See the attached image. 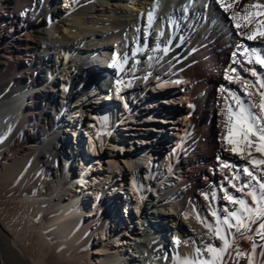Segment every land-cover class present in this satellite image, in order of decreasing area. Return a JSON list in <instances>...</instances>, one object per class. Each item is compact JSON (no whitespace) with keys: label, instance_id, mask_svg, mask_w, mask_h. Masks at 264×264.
<instances>
[{"label":"bare ground","instance_id":"obj_1","mask_svg":"<svg viewBox=\"0 0 264 264\" xmlns=\"http://www.w3.org/2000/svg\"><path fill=\"white\" fill-rule=\"evenodd\" d=\"M48 2L0 0V145L8 144L14 132L23 134L17 149L0 159V168L14 166L15 160L9 161L21 154V161L36 157L52 176L50 149L61 152V139L70 131L76 144L73 141L67 158L77 175L69 178L66 168L54 197L41 189L35 198L23 200L28 217L14 239L0 219V263L34 264L20 243L30 236L36 264H49L54 248L81 249L94 240L95 250L103 253L97 264H264L261 219L238 211L251 229L240 231L218 221L227 217L234 224L224 209L240 208L226 195L254 208L259 205L246 194L264 191L260 188L264 164L255 163L264 161V153L257 151L260 133L248 137L254 141L249 146L238 126L243 119L255 125L253 131L264 127L260 107L264 104V25L260 24L264 16L252 18L251 13L260 9L244 8L253 0H67L66 9L70 8L64 14L60 6L52 11L49 7L52 17L46 25L42 9ZM118 44L122 48L110 52ZM52 55L62 59L53 63ZM161 55L170 66L162 64L151 72V62ZM138 63L139 75L131 77L128 71ZM45 71L48 77L43 76ZM164 71L167 75L161 78ZM84 77L87 80L79 84ZM186 78H195L191 92L199 100L190 121L198 127L190 130L192 137L186 134L188 139L183 135L186 127L173 119L174 112L158 108L162 95L179 92L176 86L186 84ZM59 80L66 82L63 94L62 88L54 89ZM149 82L158 85L154 93L142 87ZM86 88L88 95L83 98ZM101 88L104 95L97 91ZM210 89L212 102L207 95ZM49 93L54 101L62 98V109L50 127L46 115L53 100L45 104ZM74 97L92 101V107L81 110L78 105L83 102L70 103ZM115 97L128 104L126 127L118 124L124 110L115 112ZM149 110H157L158 116L152 117ZM208 110L214 116L215 139L213 124L199 121L200 113L205 119ZM37 117L40 133L28 126ZM57 121L60 129L54 126ZM170 125L180 127L185 143L171 144L170 129L164 131ZM133 134L145 139L135 143ZM145 140L151 147L138 149ZM107 153L105 169L100 161ZM125 176L130 177L129 187L124 195H117L125 189ZM120 180L123 185L117 187ZM51 200L56 203L49 206ZM37 201L48 215L53 214L48 222H32L30 205ZM133 206L139 217L140 210L151 211L146 212L150 215L140 224L141 231L130 232L125 240L117 224L136 230L130 217ZM215 229H221L224 239ZM209 245L223 251L214 258L206 250Z\"/></svg>","mask_w":264,"mask_h":264},{"label":"rangeland","instance_id":"obj_2","mask_svg":"<svg viewBox=\"0 0 264 264\" xmlns=\"http://www.w3.org/2000/svg\"><path fill=\"white\" fill-rule=\"evenodd\" d=\"M67 5H68L67 0H49L48 5L46 4V6H44V8L42 9V11L44 13L43 17L45 19V24L46 25H47V23L49 24V18L51 19V17H52L50 12H48L49 7H50V10L52 11V10H56L55 8L60 6V7H62V9H58V10L61 14H64V12H68L69 11L68 9L70 8V7H68V9H66ZM48 28L49 27H47V29ZM119 48L120 49L122 48L121 44L120 45L118 44L117 46L114 45V47H111V49H109V50H110V52H113V51L115 52L116 49H119ZM59 58L62 59V56L60 55L57 57V55H52V62L53 63L57 62ZM154 60H155L154 62H151L152 63V69L150 70L151 72L157 71L158 67L162 64H165V65L167 64V67L170 66L169 62L167 61V59L163 55L157 57L156 59L154 58ZM138 65H139V63H138ZM138 65L134 69H129L128 73L129 74L131 73L130 74L131 77L139 75L140 65L139 66ZM49 74L50 73L48 71H45L43 76L45 75V77L46 76L48 77ZM166 75H167L166 71H164V73L162 72L161 78H165ZM85 80H87V77L86 78L84 77V79H82V81H80L79 84H81L82 82L84 83ZM151 83L152 82H149L145 86H142V87H143V89L146 90V92L154 93V90H156V89H155V87L154 88L152 87ZM65 85H66L65 80L64 81L59 80V83H57V85L54 87V89L58 90V89L62 88L60 93L63 94L64 93L63 88L65 87ZM84 87H86V86L84 85ZM183 90H181V92L179 91L176 93L171 92V91L164 93V96H162L160 98V99L164 100V101H160V102H162L161 103L162 107H160V108L163 111H172V112H174V115H178L179 123L181 124V126H184V128L186 127V131L184 132L183 135H185L186 139H188V136H186V134H188L190 132V130L193 127L195 128L198 124L195 121V122H190L189 127L186 126L187 123H185V120L189 117L190 113H188V111L185 110L184 107H182L178 104V103H182L180 97H186V95L188 93V91H183ZM88 91L89 90L86 88L81 93L83 98L88 95ZM97 91L103 92V95L105 94L104 91H102V88L97 90ZM190 91H192V89H190ZM207 95H209V101L212 102V99L214 98V92L210 89V90H208ZM52 96H53V94L49 93V96L47 97L45 104L47 103V101L49 103L50 101L53 100ZM82 97L81 98H75L74 97L71 99L70 103H74L76 101L75 103H77V105H78L79 102H83L82 104H80L78 106L81 107V110L84 111L85 108L92 107L91 106L92 101L83 100ZM175 98H178V100H176L178 102L175 101L174 102L175 105H173V107H168L167 106L168 104H166V102L167 101L172 102V100ZM61 99L62 98L59 97L58 98L59 101L53 100V103L49 109V113H47V115H46V119H48V121L46 122L48 127H50L48 124H51V120L56 121V118L58 117L59 112L62 109L61 108ZM151 99H152V102L156 101L155 97H151ZM197 99H196V101H197ZM174 106H176V107H174ZM163 107H165V108H163ZM177 107H178V110H177ZM194 108H196V106ZM148 112H151V111L149 110ZM206 115L207 116L205 117V119H203V116L200 113V117H199L200 120L199 121L201 123L203 121V122L208 123V124H213L211 127V130H212L211 135L213 136L212 138L215 139L214 136H215L216 131H215V125H214L215 121L213 118L214 117L213 113L212 112L210 113V110H208ZM106 117H108V113H107ZM208 117L211 118L210 122H208ZM215 119H216V117H215ZM44 124L45 123H43V125ZM28 126L32 130L38 131V133H40L39 130L42 129L41 128L42 125L39 123L38 117L33 118L32 121H29ZM54 126L56 129H60L61 124H60V122L57 121V123ZM47 129H49V128H47ZM179 129H180V127H177V131H179ZM208 130H209V128H208ZM83 134H86V131ZM169 134L170 135H167V136L170 138V142L173 145V143H176L177 138H178L177 132H176V130H175V132H173L171 129V130H169ZM22 136H23V134L21 132H14L13 137L8 144H1L0 145V157H1L0 159H2L6 153L13 152L15 149H17L18 144H19L18 142L20 141V138ZM190 137H192L191 132H190ZM209 138H210V136H209ZM73 141H74V135L69 131L67 133V136L65 138L61 139V142H60L61 152L59 149H52V148L50 149L51 152L53 150V153H51V155L49 156V160H50L51 164L53 165V175L52 176H50L46 173V171H47L46 165L41 163L34 156L29 158L28 160L21 161L20 160L21 154H17L13 160L9 161V163H12L15 160L14 166H12L8 169L0 168V219L2 221L3 226L5 227V230L9 233V236L11 237V239H14L16 237L17 231L24 228L23 222H25L26 217H28V213L27 212L25 213V203L23 201L24 199L35 198L37 193H38L37 191L41 190V189H43V192L44 191L46 192L47 197L48 196L52 197L53 193H55L57 190H59V187H60V185L64 179V172H65L66 168H67L66 171L68 172L67 174H68L69 178L74 176V174L77 175V172L74 170V167H70L71 165H70L69 160L67 158V155L68 154L70 155L71 145L73 144ZM184 141H187V140H183V143H185ZM75 144H76V142H75ZM102 160L103 161H100V162L102 163V165L106 169V164L109 160L108 153L104 154L102 156ZM101 173H103V172L101 171ZM107 173H108V171L106 170L101 175V177L104 178ZM124 183L126 184L125 189L119 190L117 192V195H119V194L124 195L125 194L126 190L129 187V184H130V177L129 176H125ZM21 184H22V186H21ZM119 185H123V182H121V180L118 181L117 187ZM96 190H94V191H96ZM8 191H10V194H9L10 196L5 195V193ZM109 191H108V193H109L108 195L111 199L112 196H111V192H109ZM111 201H112V199H111ZM55 203L56 202H54V200H51V201H49V206H52ZM40 204L41 203H39L37 201V202L30 205V212L32 214L31 220L34 223L37 220H43L45 222H48V220L53 216V214L48 215L46 212V208L43 209L40 206ZM45 207H48V206L45 205ZM113 210L116 211L115 209H112L110 207V211L115 213ZM149 211H151V209L146 210L145 214H144V213H141V210H140L141 217H139L137 214L136 206H133V208L131 209V213H133V214L130 217L135 222L136 230L131 229L132 227H129L130 225H128V228H127L126 223H125L126 225H123V223L117 224L118 225L117 229L120 231L119 233L122 235V237L125 240H128V237H126V236H129L130 232H133V231H137V232L139 231L140 232L141 231V230H139L141 228L140 224H142V222L145 221L146 216L150 215L149 213L146 214V212H149ZM23 214H24V216H23ZM50 232H51L50 230L47 231L48 234H50ZM28 234H32L31 230L28 232ZM136 236L140 238L141 235H136ZM20 243H21V249L24 251L25 257L27 259H29V261H32L34 264H36L37 260L33 256L30 236H28L27 239H23V238L20 239ZM95 248H97V240H94L92 242V245L84 246L81 249H74V247H70L66 251H62L59 247H57V248H54V250H52L49 253L48 263L49 264H97L103 260V256H102L103 253L95 250ZM137 251H139L140 254H143L144 257L147 256L146 253L144 252L143 247L138 246ZM0 264H3V263H0ZM138 264H141V262H138Z\"/></svg>","mask_w":264,"mask_h":264},{"label":"snow or ice","instance_id":"obj_3","mask_svg":"<svg viewBox=\"0 0 264 264\" xmlns=\"http://www.w3.org/2000/svg\"><path fill=\"white\" fill-rule=\"evenodd\" d=\"M220 2H223V0H220ZM233 3H239L240 0H232ZM244 8H253V9H260L259 12H252L251 13V17L255 18L257 15L259 16H264V3H261L260 0H253L252 3L246 4L244 6ZM244 9L242 8L240 11L237 12V15L239 16L241 14V11H243ZM261 25H264V21H260ZM261 34H264V32H262ZM256 35V33H253L251 37L249 38H253ZM254 51V50H253ZM261 108H264V104L260 105ZM238 126L240 128V132L243 135V138L245 141H247L248 145L251 146L254 141L249 140L248 137L250 135H256V132L258 131L260 133L259 135V140L262 142L258 147H257V151L264 153V127H260L258 129H256V131H253V128L255 127V125H250L247 124L245 120H240L238 122ZM251 154V153H249ZM256 164H264V161H256ZM249 175H251V173H249ZM247 185H245L246 187ZM261 189H264V183H262L260 185ZM239 191V189H238ZM246 195L251 196L252 197V203L253 204H257L259 206L257 207H251L249 204H247L245 202V200L243 199H234L231 195H226V199H228L231 203L233 204H239L240 208L234 211H229L227 208L224 209L225 212L228 213V216L232 217L233 220H235V223H231L229 221V219L227 217L223 218L222 220H220V218H218V221L224 225H227V227L229 229L232 228H236L237 231H240L241 228L245 229V230H251L249 227V224L244 223V218L239 216L237 214L238 211H244V212H249L254 214V216L256 218L261 219V222L258 225L259 229H264V191H261L259 194H257L255 191H250L248 192ZM213 215H215V213H213ZM197 219H199V217H197ZM251 223L255 224L256 223V219L255 218H251ZM210 230H212V225L208 224L206 225ZM215 234L217 236H220L221 233V229H215ZM221 239H224L223 236H220ZM225 247L228 246L227 241L225 240ZM210 254L213 255V257L215 258V256L220 253L221 251H223V249H218V248H214L212 246H208L206 249ZM199 251V249H198ZM184 264H191L190 261H184ZM204 264H210V262L205 261Z\"/></svg>","mask_w":264,"mask_h":264}]
</instances>
